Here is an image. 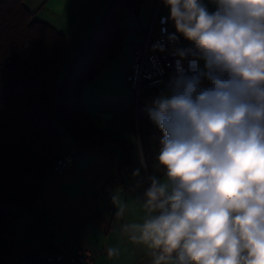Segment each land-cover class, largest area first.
Segmentation results:
<instances>
[{"label": "clouds", "instance_id": "clouds-1", "mask_svg": "<svg viewBox=\"0 0 264 264\" xmlns=\"http://www.w3.org/2000/svg\"><path fill=\"white\" fill-rule=\"evenodd\" d=\"M162 3L169 42L191 46L146 107L162 133L153 173H133L147 213L122 230L151 264H264V0Z\"/></svg>", "mask_w": 264, "mask_h": 264}, {"label": "crops", "instance_id": "crops-1", "mask_svg": "<svg viewBox=\"0 0 264 264\" xmlns=\"http://www.w3.org/2000/svg\"><path fill=\"white\" fill-rule=\"evenodd\" d=\"M22 1L34 20L64 37L58 85L78 47L92 39L93 45L101 47V66L83 87L81 98L93 126L113 141L102 147L78 142L77 152L62 174H53L50 169L39 192L28 201L4 207L14 218L13 249L22 253L51 246L65 263L72 262L78 251L89 250L95 258L93 264H151L150 250L134 244L121 226L142 222L147 213L142 207L143 188L135 187L133 173L140 169L141 177L146 179L154 171L158 147L146 139L142 120L148 116L146 107L164 88L147 92L136 105L124 77L154 13L159 7V13L168 17V9L162 0H116L111 10L113 0ZM208 7L213 10L210 3ZM111 16L105 21L107 25H102L101 21ZM169 30L176 31L170 20ZM95 33L97 37L93 38ZM179 40L190 44L183 37ZM66 137L64 153L75 144L70 136ZM118 142L129 146L128 165L124 164L126 157ZM140 149L146 169L141 167ZM114 192L119 197L117 203L112 202ZM121 207L123 214L117 215ZM110 247L119 248V255L109 258Z\"/></svg>", "mask_w": 264, "mask_h": 264}, {"label": "trees", "instance_id": "trees-1", "mask_svg": "<svg viewBox=\"0 0 264 264\" xmlns=\"http://www.w3.org/2000/svg\"><path fill=\"white\" fill-rule=\"evenodd\" d=\"M63 41L61 34L34 20L22 0H0V231L14 219L4 210L18 202L8 198L12 187L22 182L39 192L54 161L65 154L66 136L75 143L70 149L82 141L96 147L113 141L93 126L81 98L83 87L101 66V47L93 45V39L78 47L58 85ZM142 126L146 139L158 147L162 133L149 115ZM118 144L128 165L129 146ZM42 159L48 164L38 172L35 161Z\"/></svg>", "mask_w": 264, "mask_h": 264}, {"label": "built area", "instance_id": "built-area-1", "mask_svg": "<svg viewBox=\"0 0 264 264\" xmlns=\"http://www.w3.org/2000/svg\"><path fill=\"white\" fill-rule=\"evenodd\" d=\"M159 13V7L152 17V21L146 31L143 42L135 49L128 73L124 77L126 83L138 105L140 99L150 91H161L167 82L176 73V61L174 56L176 47H190L188 43L178 41L169 42L168 36L175 31L169 30V20ZM163 48V51L159 49ZM183 67L188 69L187 60L183 61ZM138 132V130H137ZM65 137L64 133H59ZM138 140L140 133L138 132ZM77 149L71 147L65 154L58 157L51 168L53 174H62L72 162ZM0 231V264H93L94 255L89 250L78 251L74 260L63 262L54 248L46 250H34L30 252H18L12 246L13 225L8 221Z\"/></svg>", "mask_w": 264, "mask_h": 264}, {"label": "rangeland", "instance_id": "rangeland-1", "mask_svg": "<svg viewBox=\"0 0 264 264\" xmlns=\"http://www.w3.org/2000/svg\"><path fill=\"white\" fill-rule=\"evenodd\" d=\"M67 143V137L63 139L62 141V147L66 146ZM35 166L37 167L38 172H42L44 170L45 166L48 164L44 159L42 160H36ZM36 192V189L28 184L18 182L13 187L12 190L9 193L8 198L10 200H16V201H28L32 194Z\"/></svg>", "mask_w": 264, "mask_h": 264}]
</instances>
